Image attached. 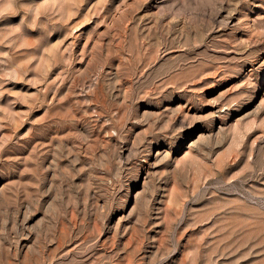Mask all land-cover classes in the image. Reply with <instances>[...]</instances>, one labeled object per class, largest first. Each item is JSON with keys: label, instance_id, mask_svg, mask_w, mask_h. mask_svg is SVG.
Segmentation results:
<instances>
[{"label": "rangeland", "instance_id": "374dc122", "mask_svg": "<svg viewBox=\"0 0 264 264\" xmlns=\"http://www.w3.org/2000/svg\"><path fill=\"white\" fill-rule=\"evenodd\" d=\"M0 264H264V0H0Z\"/></svg>", "mask_w": 264, "mask_h": 264}]
</instances>
